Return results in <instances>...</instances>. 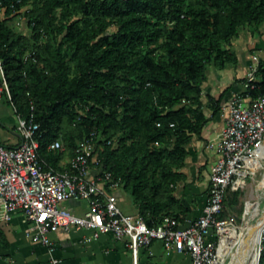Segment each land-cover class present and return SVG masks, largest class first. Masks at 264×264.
<instances>
[{"label":"trees","instance_id":"1","mask_svg":"<svg viewBox=\"0 0 264 264\" xmlns=\"http://www.w3.org/2000/svg\"><path fill=\"white\" fill-rule=\"evenodd\" d=\"M31 2L33 38L0 20V57L10 103L27 116L35 102L42 157L59 169L95 132L114 141L101 162L149 226L192 216L175 193L187 179V141L206 121L202 85L210 67L238 63L226 46L241 31L262 33L264 0H0V11L13 15ZM257 76L253 98L264 97V59ZM59 138L65 151L48 153ZM239 199L228 191L223 217Z\"/></svg>","mask_w":264,"mask_h":264},{"label":"built area","instance_id":"2","mask_svg":"<svg viewBox=\"0 0 264 264\" xmlns=\"http://www.w3.org/2000/svg\"><path fill=\"white\" fill-rule=\"evenodd\" d=\"M0 77V96L6 94L11 101L1 57ZM258 81L254 66L244 78L243 92L227 105L226 128L217 146L219 159L211 169L202 215L183 222L165 216L156 226L121 210L116 190L122 183L104 169L100 159L105 146L115 145L114 141L93 132L79 142L68 166L56 169L41 154L44 134L36 121L34 100L27 116L14 107L21 141L16 146L0 145V223L21 213L32 241L50 248V235L59 230L93 232L86 242L110 234L127 244L132 264H139L140 251L155 242L162 243L169 254L187 252L192 264H220L223 238L236 228L234 220L223 217L228 191L246 184L259 171L256 163L264 147V97L253 98L249 92L257 89ZM47 151L58 156L65 151L63 140L50 142ZM71 200L87 201L89 210L83 216L72 214L65 205ZM52 264L62 260L52 258Z\"/></svg>","mask_w":264,"mask_h":264},{"label":"crops","instance_id":"3","mask_svg":"<svg viewBox=\"0 0 264 264\" xmlns=\"http://www.w3.org/2000/svg\"><path fill=\"white\" fill-rule=\"evenodd\" d=\"M251 64L249 58L240 59L238 56L237 69L213 66L207 71V79L202 85L206 121L201 132L192 134L187 141L188 154L182 169L187 179L178 184L175 193L178 199L187 202L194 210L193 215L186 219L195 220L203 213L211 169L219 159L217 146L226 128L227 105L234 96L243 92L244 78ZM252 66H255L254 63ZM17 123L14 106L5 94L0 96V145L16 146L20 143ZM68 163L69 160H62L59 170L67 167ZM116 193L123 213L140 214L134 201L133 210L121 204L128 195L123 187ZM65 205L77 216H83L89 210L87 201L71 200ZM28 230V222L21 213L14 214L8 223H0V264H52V258L62 260V264H132L127 244L115 240L110 234L86 242L85 238L93 232L59 230L50 235V248L32 241ZM139 264H192V258L187 252L169 254L162 243L155 242L140 251Z\"/></svg>","mask_w":264,"mask_h":264},{"label":"rangeland","instance_id":"4","mask_svg":"<svg viewBox=\"0 0 264 264\" xmlns=\"http://www.w3.org/2000/svg\"><path fill=\"white\" fill-rule=\"evenodd\" d=\"M35 8L34 3L31 2L27 7H24L21 11L13 15H7L6 10L2 9L0 11V20H4L8 26H10L15 32L27 36L29 39L33 38L32 30L29 27V18L26 16L27 12H30ZM58 41H63V36L58 37ZM46 42V39H44ZM33 43V41H32ZM226 48L232 54V56H239L241 58H249L254 63L255 66L259 65L261 59H264V27L260 35H253L249 29L243 30L240 32L239 37L234 39V41L227 45ZM37 47H32L30 53H34ZM252 64L249 66L247 74L252 70L254 66ZM228 68L237 69V64H228ZM62 139V138H61ZM117 141V139H115ZM264 147L260 151L259 156V167L257 173L253 174L249 179H247L246 184L242 185L239 188H232L231 191H239L240 199L239 204L231 210L228 214V218L235 221V226L238 229L235 233V236L240 237L242 235V228L246 227L249 223H254L255 211L258 206L261 205L264 207V196L261 194L262 184H260L264 178ZM63 160H70L69 156H65ZM262 160V161H261ZM259 185V186H258ZM259 187V188H258ZM122 190V189H121ZM262 190V189H261ZM262 195V196H261ZM126 199L121 202L125 207L133 210V200L130 195H125ZM130 196V197H128ZM128 214V213H126ZM129 215V214H128ZM253 219H252V218ZM251 219V220H250ZM264 232V231H263ZM232 232H229L228 236H231ZM263 235V233H262ZM257 248L259 251L260 244L262 240L264 242V235L262 237ZM255 252V253H257ZM254 255L250 257V263L255 261ZM230 257L226 258V264H230Z\"/></svg>","mask_w":264,"mask_h":264},{"label":"bare ground","instance_id":"5","mask_svg":"<svg viewBox=\"0 0 264 264\" xmlns=\"http://www.w3.org/2000/svg\"><path fill=\"white\" fill-rule=\"evenodd\" d=\"M258 164L259 159L256 163L257 169L259 167ZM260 184H262V190H259L264 196V178ZM252 216L255 217L254 223H249L246 225V227L242 228V235H240L239 238L238 236H235V233L238 230L237 228L231 229V236L223 238L222 245L220 247V256L222 258L220 264H226L227 257H230L232 259H230V264H256L258 255L257 248L259 246L262 233L264 235V207L259 205L254 215ZM253 255L255 257V261L253 263H250V257H252Z\"/></svg>","mask_w":264,"mask_h":264},{"label":"water","instance_id":"6","mask_svg":"<svg viewBox=\"0 0 264 264\" xmlns=\"http://www.w3.org/2000/svg\"><path fill=\"white\" fill-rule=\"evenodd\" d=\"M261 257H262V251L259 247V251H258V255H257V259H256V264H260L261 262ZM232 260V259H231Z\"/></svg>","mask_w":264,"mask_h":264}]
</instances>
